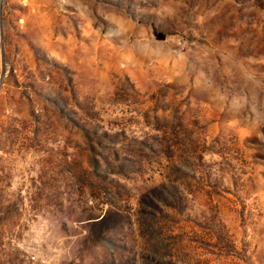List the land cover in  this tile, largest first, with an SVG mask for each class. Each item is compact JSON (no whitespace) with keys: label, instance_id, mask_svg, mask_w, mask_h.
I'll return each instance as SVG.
<instances>
[{"label":"rangeland","instance_id":"rangeland-1","mask_svg":"<svg viewBox=\"0 0 264 264\" xmlns=\"http://www.w3.org/2000/svg\"><path fill=\"white\" fill-rule=\"evenodd\" d=\"M0 264H264V0H0Z\"/></svg>","mask_w":264,"mask_h":264},{"label":"trees","instance_id":"trees-1","mask_svg":"<svg viewBox=\"0 0 264 264\" xmlns=\"http://www.w3.org/2000/svg\"><path fill=\"white\" fill-rule=\"evenodd\" d=\"M157 37L161 38L162 36H157Z\"/></svg>","mask_w":264,"mask_h":264}]
</instances>
